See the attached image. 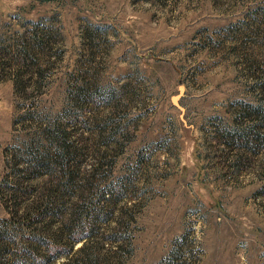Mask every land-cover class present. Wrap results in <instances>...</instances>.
<instances>
[{"label": "rangeland", "instance_id": "1", "mask_svg": "<svg viewBox=\"0 0 264 264\" xmlns=\"http://www.w3.org/2000/svg\"><path fill=\"white\" fill-rule=\"evenodd\" d=\"M263 100L264 0H0V220L62 196L42 264H264V147L222 144Z\"/></svg>", "mask_w": 264, "mask_h": 264}, {"label": "trees", "instance_id": "2", "mask_svg": "<svg viewBox=\"0 0 264 264\" xmlns=\"http://www.w3.org/2000/svg\"><path fill=\"white\" fill-rule=\"evenodd\" d=\"M248 107L253 108L257 114L253 115L259 117L262 122L264 121V100L257 106ZM222 135L224 136L222 143L224 145L235 143L240 149H244L251 142H257L260 144V148L264 147V133L257 130L256 126L248 127L242 131L237 128L229 129ZM227 139H231L230 143L227 142ZM228 147L231 148V146ZM239 151L235 154L236 161L239 159ZM63 169L65 170V168ZM2 194L3 192L0 191V196L3 198ZM15 196L12 195L9 198L13 197L15 200ZM61 198L60 194L55 193L50 199L36 201L33 203L34 205H26L27 207H24L23 210L19 209L20 206L16 211H9L10 218L0 220V264H42L48 261V257L61 255V253L59 254L60 249L66 245L60 242L66 231L65 215L63 209L60 208ZM7 208L10 210L9 206ZM73 218L75 220L76 216ZM55 223H58V227L53 229ZM15 226L16 229L18 227L27 229L31 236H29L30 239L26 241L23 236L11 233L10 229ZM84 249L80 247V251Z\"/></svg>", "mask_w": 264, "mask_h": 264}, {"label": "water", "instance_id": "3", "mask_svg": "<svg viewBox=\"0 0 264 264\" xmlns=\"http://www.w3.org/2000/svg\"><path fill=\"white\" fill-rule=\"evenodd\" d=\"M185 86L184 85H181L180 86V91H179V93L177 94V95H175V96H173L172 97V101H173V103L176 105V106H178V107H181V105H180V103H179V100H180V98L183 96V94H184V92H185Z\"/></svg>", "mask_w": 264, "mask_h": 264}]
</instances>
